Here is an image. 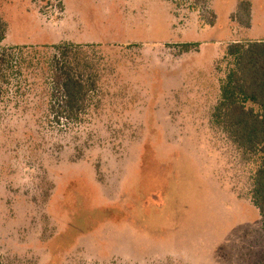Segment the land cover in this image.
<instances>
[{"label": "rangeland", "instance_id": "obj_1", "mask_svg": "<svg viewBox=\"0 0 264 264\" xmlns=\"http://www.w3.org/2000/svg\"><path fill=\"white\" fill-rule=\"evenodd\" d=\"M0 21V264H264L257 163L213 122L264 0H0ZM64 43L101 74L77 124L51 110Z\"/></svg>", "mask_w": 264, "mask_h": 264}, {"label": "trees", "instance_id": "obj_2", "mask_svg": "<svg viewBox=\"0 0 264 264\" xmlns=\"http://www.w3.org/2000/svg\"><path fill=\"white\" fill-rule=\"evenodd\" d=\"M201 7L206 0H192ZM250 4L242 3L245 26L250 27ZM216 20L211 13L207 25ZM243 23V19H239ZM0 39L4 24L0 21ZM183 52L196 50V44H184ZM73 43L54 46L50 61L52 115L58 122L79 123L88 112L92 96L97 92L101 74L98 65L85 50ZM227 56L233 67L221 86V98L213 112L215 126L224 132L236 148L255 159L257 166L251 180L250 198L258 209L264 229V41L235 42ZM9 59L0 52V103L3 80Z\"/></svg>", "mask_w": 264, "mask_h": 264}]
</instances>
